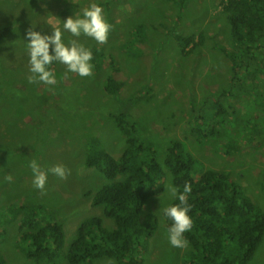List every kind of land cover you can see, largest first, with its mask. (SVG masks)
<instances>
[{"label": "rangeland", "instance_id": "1", "mask_svg": "<svg viewBox=\"0 0 264 264\" xmlns=\"http://www.w3.org/2000/svg\"><path fill=\"white\" fill-rule=\"evenodd\" d=\"M223 1L0 0V250L6 264H35L33 248L24 242L22 203L47 208L37 212V221L65 220L63 264H73L67 252L85 220L101 217L107 228L115 227V220L85 192L126 175L109 178L95 166L87 167L86 158L89 141L100 140L110 153L102 157L121 159L128 146L114 120L121 115L139 140L157 146L165 157L180 140L198 169L234 168L244 192L264 209V70L257 59L246 77L237 78L233 61L244 47L235 44ZM92 2L102 6L112 26L106 44L78 38L93 53V74L81 77L54 61L55 85L29 83L27 30L34 26L42 35H52L51 21L67 42L74 37L63 31V20ZM257 53L264 54V48ZM172 62L176 68L166 72L164 66ZM109 78L116 80L112 91ZM216 100L226 106L223 116L216 115ZM163 157L150 156L140 172L165 189L145 205L143 215L156 213L158 218L153 236L141 239L144 264H185L191 246L174 248L167 239L162 209L173 201L166 191L173 172ZM152 158L162 164L164 176L155 171ZM32 160L47 173L43 194L33 187ZM57 164L65 167L66 178L49 171ZM263 261L261 256L250 264ZM89 264L123 263L111 258Z\"/></svg>", "mask_w": 264, "mask_h": 264}, {"label": "trees", "instance_id": "2", "mask_svg": "<svg viewBox=\"0 0 264 264\" xmlns=\"http://www.w3.org/2000/svg\"><path fill=\"white\" fill-rule=\"evenodd\" d=\"M222 7L231 22L236 46L244 47L233 61L237 78L246 77L253 65L251 62L257 59L262 60L260 65L264 70V54L257 53V49L264 48V0H224ZM49 68L52 70L53 66ZM172 68H176L173 62L164 66L166 72ZM115 82L109 78L107 89L112 91ZM213 107L217 117L226 114L223 102L216 100ZM194 118L202 116L194 115ZM114 120L128 144L121 159L102 157L110 153L101 147L100 140H92L89 141L86 166H95V170L109 178H117L120 174L126 177L103 185L96 192L89 190L85 195L92 198L94 206H102L104 215L114 219L116 225L109 229L103 219L96 216L85 220L67 252L71 263L89 264L114 258L123 264H144L141 239L153 236L158 218L156 213L143 215L145 205L149 197L163 193L165 189L150 183L140 172L142 165L150 163L149 157L158 153L164 156L160 161L171 168L174 185L181 191L185 183L192 187L188 203L193 227L184 234L192 249L186 254L185 264H250L264 257V209L244 192L236 181L240 177L233 174L234 168L198 169L192 154L184 149L180 140L172 143L165 157L157 146L139 140L123 115ZM138 160L145 161L136 164ZM152 160L155 161V171L164 176L162 164L154 158ZM178 203L173 200L167 206ZM18 209L21 214H26L22 229L25 230L24 242L33 248L35 264H63L61 255L67 235L65 220L48 217L47 221H37L34 217L37 212L47 211L42 204H20ZM171 224L166 217L167 229ZM0 264H6L1 250Z\"/></svg>", "mask_w": 264, "mask_h": 264}, {"label": "clouds", "instance_id": "3", "mask_svg": "<svg viewBox=\"0 0 264 264\" xmlns=\"http://www.w3.org/2000/svg\"><path fill=\"white\" fill-rule=\"evenodd\" d=\"M72 2L76 3V0ZM47 23L53 27L52 35H42L41 32L34 30V26L26 32L31 73L28 77L29 83L55 85L57 80L54 71L49 68L54 61L65 65L68 72L76 73L81 77L91 76L93 73L90 61L93 59V53L78 38L84 35L101 45L107 43L112 26L104 17L102 6L92 2L80 12H75V15H70L63 20V31L69 32L71 37H74L67 42L63 39L61 27L51 21ZM29 167L33 173V187L43 194L46 191L47 173L41 170L36 160H32ZM49 171L62 179L67 175L65 167L61 164L51 167ZM6 179L11 181L12 176L9 175ZM166 191L169 199L179 201L178 204L162 209L164 216L172 221L167 229V239L171 247L184 249L188 246L184 234L191 231L193 227V220L189 215L191 205L188 203V194L191 193L192 187L190 183H185L181 191L169 182Z\"/></svg>", "mask_w": 264, "mask_h": 264}, {"label": "bare ground", "instance_id": "4", "mask_svg": "<svg viewBox=\"0 0 264 264\" xmlns=\"http://www.w3.org/2000/svg\"><path fill=\"white\" fill-rule=\"evenodd\" d=\"M0 52H3V50H0ZM10 65V64H9Z\"/></svg>", "mask_w": 264, "mask_h": 264}, {"label": "flooded vegetation", "instance_id": "5", "mask_svg": "<svg viewBox=\"0 0 264 264\" xmlns=\"http://www.w3.org/2000/svg\"><path fill=\"white\" fill-rule=\"evenodd\" d=\"M22 204H24V203H22ZM19 210V209H18ZM20 211V210H19Z\"/></svg>", "mask_w": 264, "mask_h": 264}]
</instances>
